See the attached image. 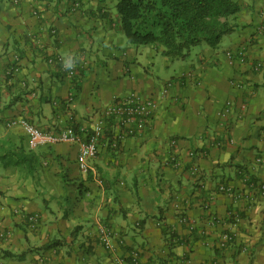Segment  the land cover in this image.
<instances>
[{
	"label": "crops",
	"instance_id": "obj_1",
	"mask_svg": "<svg viewBox=\"0 0 264 264\" xmlns=\"http://www.w3.org/2000/svg\"><path fill=\"white\" fill-rule=\"evenodd\" d=\"M234 1L232 34L172 62L128 44L111 0H0V264H264V197L218 191L247 190L239 168L264 182V0ZM131 94L158 101L152 120L116 150L103 140L88 173L77 145L30 150L8 127H91Z\"/></svg>",
	"mask_w": 264,
	"mask_h": 264
},
{
	"label": "trees",
	"instance_id": "obj_2",
	"mask_svg": "<svg viewBox=\"0 0 264 264\" xmlns=\"http://www.w3.org/2000/svg\"><path fill=\"white\" fill-rule=\"evenodd\" d=\"M111 1L115 3L119 30L128 44L138 47L154 46L163 57L172 62L186 61L192 51L200 46L216 49L224 37L235 31L236 26L231 19L240 11L239 3L234 0ZM76 75L75 78L78 77ZM69 127L76 130L79 128L74 125ZM116 135L115 124L108 120L103 140L110 139L108 147L111 150L119 147ZM32 159L34 160L33 157ZM34 163L35 161L33 165L31 163L30 170L34 169ZM238 172V178L247 182V185L257 181L243 168H239ZM171 238L176 243L180 242L175 236ZM50 247L51 245H47L43 249Z\"/></svg>",
	"mask_w": 264,
	"mask_h": 264
},
{
	"label": "built area",
	"instance_id": "obj_3",
	"mask_svg": "<svg viewBox=\"0 0 264 264\" xmlns=\"http://www.w3.org/2000/svg\"><path fill=\"white\" fill-rule=\"evenodd\" d=\"M14 5H19L21 0H10ZM81 7L78 1L73 2L72 11H77ZM232 57V54H228ZM241 62L244 61V56L240 54ZM51 63H62L61 58L50 60ZM76 64L69 63L65 66L69 78L76 75ZM264 63L255 65V71H262ZM15 69V68H14ZM13 69V71H14ZM158 108V101L155 98H145L137 94H131L125 98H120L115 103L102 110L99 120L91 127L82 126L78 130L67 127L57 134L46 133L37 126L24 119H18L8 124V127H19L27 139V145L30 150H36L44 147H51L59 144H72L79 147L77 163L79 170L82 173H88L90 170L89 162L97 157L99 145L106 135L107 121L112 120L115 124V133L118 139L134 138L141 135L146 129V125L152 120L155 110ZM119 132V134L117 133ZM119 135V136H118ZM247 184V182H245ZM247 190L242 193L229 185H221L218 191L221 194L227 195L233 201H239L248 196L252 199L255 195L264 197V182L256 181L247 185ZM232 219L237 223L240 216L230 214ZM24 222L32 231H35L40 225L41 217L39 214H24L21 213ZM6 232L0 225V241L5 239ZM101 242L106 250L113 251V245L110 242V234L107 230H103L100 235ZM224 244L235 241V236L232 232L223 234ZM137 254L133 256L137 260Z\"/></svg>",
	"mask_w": 264,
	"mask_h": 264
},
{
	"label": "rangeland",
	"instance_id": "obj_4",
	"mask_svg": "<svg viewBox=\"0 0 264 264\" xmlns=\"http://www.w3.org/2000/svg\"><path fill=\"white\" fill-rule=\"evenodd\" d=\"M131 45V44H130ZM131 46H133V47H135V48H145L146 46H135V45H131ZM180 64H182L181 62H180Z\"/></svg>",
	"mask_w": 264,
	"mask_h": 264
}]
</instances>
